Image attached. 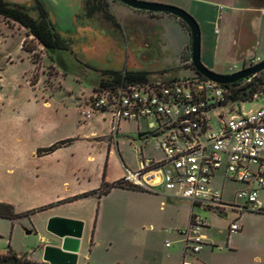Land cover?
Listing matches in <instances>:
<instances>
[{
  "label": "rangeland",
  "instance_id": "1",
  "mask_svg": "<svg viewBox=\"0 0 264 264\" xmlns=\"http://www.w3.org/2000/svg\"><path fill=\"white\" fill-rule=\"evenodd\" d=\"M144 1L171 6L176 2ZM108 2L119 28L99 14L89 16L84 4L74 18L76 31L68 25L58 27L83 62L100 69L149 71L150 79L197 74L191 64L186 67L183 62L185 52L180 46L186 35L179 20L134 10L118 0ZM27 5L30 15L37 18L33 2ZM50 18L54 21L51 13ZM207 32L214 40L213 28ZM27 33L18 23L0 16V203H10L20 213L47 208L14 221L0 218V251L10 246L18 254L40 262L44 257H40V248L46 244L41 236L48 233L50 222L81 214L88 224L93 220L81 264H181L178 231L186 229L191 214H195L209 224L203 229L209 245L189 261L264 264L262 213L244 212L239 221L242 231L230 235L228 225L235 217L232 211L224 217L193 208L187 201L140 189L116 188L101 198L91 195L72 200L70 194L82 188L89 189L79 195L98 189L103 174L107 180L123 177L124 163L138 169L134 140H138V126L143 133L149 132V127L145 120L124 121L117 135L111 137L109 112H99L84 122L80 113L84 106L80 105L88 104L98 86L97 75L64 52L48 55ZM201 36L204 39L202 30ZM24 40L34 53L22 49ZM236 106L243 112L257 110L264 106V95ZM65 140L71 142L48 155L38 154L39 149ZM148 144L145 154L157 157L154 140L149 139ZM111 150L114 158L109 155ZM88 154L95 157L92 163L86 161ZM212 184L228 204L242 188L222 173L213 178ZM61 195L65 198L56 200ZM260 197L264 203V191ZM97 220L100 227L93 238ZM166 240L172 242L171 247L165 246Z\"/></svg>",
  "mask_w": 264,
  "mask_h": 264
},
{
  "label": "built area",
  "instance_id": "2",
  "mask_svg": "<svg viewBox=\"0 0 264 264\" xmlns=\"http://www.w3.org/2000/svg\"><path fill=\"white\" fill-rule=\"evenodd\" d=\"M259 62L252 58L243 69ZM236 104L223 85L198 74L161 75L145 83L96 89L88 100L92 113H110L114 135L124 121L145 120L149 127L147 133L139 129L134 140L139 168L125 167V184L226 217L230 210L235 216L228 225L230 235L241 231L244 212L264 213V106L243 112ZM149 139L155 142L157 157L145 154ZM220 173L242 186L232 203L224 202L223 193L212 184ZM208 227L206 220L192 214L187 228L178 231L181 264H199L189 258L207 245L203 229ZM165 246L172 242L166 240Z\"/></svg>",
  "mask_w": 264,
  "mask_h": 264
},
{
  "label": "crops",
  "instance_id": "3",
  "mask_svg": "<svg viewBox=\"0 0 264 264\" xmlns=\"http://www.w3.org/2000/svg\"><path fill=\"white\" fill-rule=\"evenodd\" d=\"M171 4L182 7L186 11L190 12L198 22L202 30V33L204 34L203 36L204 39H201V60L203 65L206 68L210 69L211 71H214L215 73L218 74H231L243 69V67L252 58L259 59V61L264 59V0H176V2H171ZM50 12L54 18V22L57 24L58 27H63L65 25L74 27L75 26L74 18L79 13L78 12L76 15H74V17L67 18L65 16L60 17L58 12L52 11L51 9ZM166 16L169 15H164L163 17ZM174 20H178V19L175 18ZM209 28H213V31L215 33L214 40H211L209 38V34H205L208 33L207 31ZM181 30L186 35V38L181 42V46H180L186 55L185 56L186 59L183 62L186 63L185 65L186 67H189L188 65L190 64L191 61V59L189 58V55L191 53V37L187 28L182 27ZM163 66L164 68L169 70L168 67H166L165 65ZM169 71H165V73ZM80 106L81 107L84 106L83 109L82 108L80 109L81 110L80 113L84 117V122H87L92 118L94 114H97V113H92L90 111V107L88 106V104L87 105L83 104ZM83 113H89L90 117L86 118L83 115ZM111 128H112V120H111ZM120 129H121V125L119 127L118 132L120 131ZM139 129L140 127L138 126V132L140 133ZM113 136L115 135L113 134L112 131L111 137ZM144 150L146 151L147 148H145ZM109 155L111 158H114L115 157L114 150H111ZM94 160L95 157L92 156L91 154L86 155V161L88 163H92ZM139 160L140 157L138 154L137 157L138 168H139ZM124 167H129V166L126 163H124ZM122 178L123 177L116 178L115 180H107L105 178V180L108 183H113ZM102 179L100 181V184L102 182ZM88 189L89 188H82L76 192L71 193L70 195L74 196L72 197V200H76L74 199L75 197L79 196L81 192H85ZM62 198H65V196L62 195L57 196L56 200ZM223 216L226 217V215ZM64 217L65 218L61 220L51 221L48 233L41 236L43 240L45 239L46 244H44L40 248V257L43 256L45 249L47 247L60 246L61 240L59 239V235L62 233L64 226H72L75 229L82 226L83 232H82L81 245H80V251L77 262V264H81V253H82L84 241L88 229L91 232V227L93 226L92 223L93 220H91L88 224V220H86V218H84V216H82L81 214L64 215ZM88 225H90V227ZM98 227H100V225L97 220L92 231L93 238L98 232ZM28 232L31 233V231ZM208 245L209 243L207 237L206 246ZM6 251L7 249L4 251H0V254H4ZM28 257L32 261H35L31 256ZM84 257H86V255ZM40 262H45L44 257L42 258V260H40ZM45 263L49 264L48 262Z\"/></svg>",
  "mask_w": 264,
  "mask_h": 264
},
{
  "label": "trees",
  "instance_id": "4",
  "mask_svg": "<svg viewBox=\"0 0 264 264\" xmlns=\"http://www.w3.org/2000/svg\"><path fill=\"white\" fill-rule=\"evenodd\" d=\"M32 2L34 4L33 9L38 13L37 18H34L30 15V9L27 5L29 3L17 4L9 2L7 0H0V16L7 20L18 23L20 26L25 28L28 32L27 36H32L36 40V42L44 48L48 55L64 52L68 56L73 57L77 64L95 73L99 81L98 86H96L97 88H95L94 90L116 88L126 83H145L150 79L151 73L149 71L100 69L86 62H83L70 47L69 42L60 35L57 24L50 18L51 12L44 0H32ZM83 4L84 9L89 16L99 14L106 22H110L114 27H120V24L118 23L116 17L111 12L110 3L108 2V0H83ZM150 14L154 15V13ZM164 15L165 14H161L160 17H163ZM77 16L78 14L76 15V17ZM169 16L176 18L172 15ZM179 22L183 27L187 28L184 22H182L181 20H179ZM75 27L76 26H74V28ZM74 30L76 31V28ZM22 49L29 53L35 52L34 48H28L26 46L25 40L23 41ZM185 56V54H183L182 56L184 60L186 59ZM189 58L191 59V53L189 55ZM33 62L36 64L35 59ZM191 66L193 67L192 63ZM197 74L200 75L199 73ZM223 86L229 91L230 102H253L257 97L264 95V71L253 76L250 81L242 80ZM69 142H71V140H65L58 142L51 147L39 149L38 154L41 156L48 155L54 152L56 149L65 146ZM114 188L139 190L132 185L125 184L121 179L113 183H108L105 180V174H103V179L98 189L79 195L74 199L88 197L91 195H96L101 198L102 196L109 194ZM49 206L51 207L52 205ZM46 208L47 207H41L37 210H30L25 213H19L14 205L2 202L0 203V218L14 221L21 217L28 216L35 211H41ZM0 264L47 263L32 261L31 259H29L27 254L20 255L9 246L4 254H0Z\"/></svg>",
  "mask_w": 264,
  "mask_h": 264
},
{
  "label": "water",
  "instance_id": "5",
  "mask_svg": "<svg viewBox=\"0 0 264 264\" xmlns=\"http://www.w3.org/2000/svg\"><path fill=\"white\" fill-rule=\"evenodd\" d=\"M17 4H27L32 0H7ZM122 4L139 11L154 14L172 15L185 23L191 37V62L194 70L205 78L221 85L232 84L250 78L264 71V60L258 64L231 74H218L206 68L201 60V29L196 19L187 11L168 4L144 0H118ZM49 9L58 12L59 16L74 17L82 8L83 0H44ZM82 226L73 228L64 226L59 235L61 244L58 247H47L44 260L49 264H77L81 245Z\"/></svg>",
  "mask_w": 264,
  "mask_h": 264
}]
</instances>
